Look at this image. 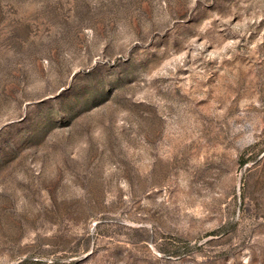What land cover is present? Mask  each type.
<instances>
[{
    "label": "rangeland",
    "instance_id": "1",
    "mask_svg": "<svg viewBox=\"0 0 264 264\" xmlns=\"http://www.w3.org/2000/svg\"><path fill=\"white\" fill-rule=\"evenodd\" d=\"M0 264H264V0H0Z\"/></svg>",
    "mask_w": 264,
    "mask_h": 264
}]
</instances>
